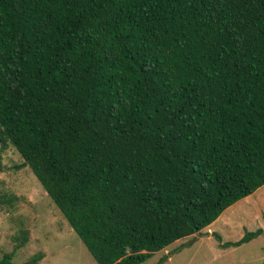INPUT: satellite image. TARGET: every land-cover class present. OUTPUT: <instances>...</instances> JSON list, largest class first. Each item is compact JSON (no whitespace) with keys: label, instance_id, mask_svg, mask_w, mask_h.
I'll list each match as a JSON object with an SVG mask.
<instances>
[{"label":"trees","instance_id":"1","mask_svg":"<svg viewBox=\"0 0 264 264\" xmlns=\"http://www.w3.org/2000/svg\"><path fill=\"white\" fill-rule=\"evenodd\" d=\"M8 144L97 264L199 232L264 184V0H0Z\"/></svg>","mask_w":264,"mask_h":264},{"label":"rangeland","instance_id":"2","mask_svg":"<svg viewBox=\"0 0 264 264\" xmlns=\"http://www.w3.org/2000/svg\"><path fill=\"white\" fill-rule=\"evenodd\" d=\"M22 162L12 145L0 146V258L12 251L13 264H23L42 252L37 264H97L31 169L17 167ZM257 229L259 234L240 245H221ZM22 230L28 239L16 247ZM263 257L264 184L199 232L174 241L140 264H261Z\"/></svg>","mask_w":264,"mask_h":264}]
</instances>
